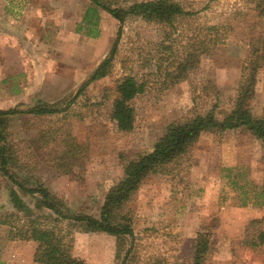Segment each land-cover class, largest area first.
<instances>
[{"label": "rangeland", "instance_id": "1", "mask_svg": "<svg viewBox=\"0 0 264 264\" xmlns=\"http://www.w3.org/2000/svg\"><path fill=\"white\" fill-rule=\"evenodd\" d=\"M113 1L114 5L127 7L146 0ZM178 1L195 15L179 19L178 31L174 32L177 41L168 61L176 82L161 88L163 74L155 73L165 27L139 15L128 16L122 24L110 72L91 82L64 115L72 134L82 143L77 156L66 158L69 171L50 165L52 152L54 155L60 150L59 146L37 147L32 143L56 117H10L9 139L20 163L26 165L20 175L31 182L40 181L55 192L69 211L98 216L104 195L122 176L123 166L152 150L169 122L203 112L214 103L217 111L231 108L241 67L250 51L264 41V17L258 15L256 0ZM104 12L107 16L101 24L109 45L96 60L89 61L93 69L69 90V96L89 77L115 39L119 23ZM210 24L228 28L225 41L202 54L196 66L187 67L177 34L190 31L189 25L202 28ZM100 26L99 22L91 29L99 31ZM85 28L87 31L90 27ZM48 32L51 35L50 29ZM125 75L148 80L149 84L131 101L135 110L131 119H113V88ZM40 100L0 99V108H26ZM250 105L253 114L264 116V67L257 70ZM233 175L236 184L230 181ZM263 175L264 143L246 128L202 133L169 174L146 177L122 204L132 217L135 235L146 246L143 258L153 254L166 257L171 264L193 263L197 241L206 239L210 245L206 264H264V206L251 202L242 205L240 201L242 190L262 185ZM247 193L251 195V191ZM24 199L33 205L34 199ZM14 211L7 187L0 182V217ZM8 229L0 225V259L5 264H50L43 252H37V242L16 240L19 243L15 246L12 240H6ZM62 244L63 263L79 258L86 264H117L115 237L106 233L65 227Z\"/></svg>", "mask_w": 264, "mask_h": 264}, {"label": "trees", "instance_id": "2", "mask_svg": "<svg viewBox=\"0 0 264 264\" xmlns=\"http://www.w3.org/2000/svg\"><path fill=\"white\" fill-rule=\"evenodd\" d=\"M89 2L91 7L85 12L83 20L87 24L91 23L92 28L98 27L100 18L97 16L94 22L89 14L99 9L108 12L119 23L108 53L89 77L70 96L65 95L52 102L40 100L26 108H0V182L6 185L9 202L15 210L0 217V225L9 227L6 240L37 242V252H43L47 256L45 261L50 264H86L79 258H72L67 263L61 261L64 254L62 239L65 227L77 228L83 232H103L115 237L117 264H171L164 256L151 254L147 259L143 258L142 252L146 246L135 235L132 217L129 212L124 211L122 204L140 187L146 177L153 174H169L172 166L190 153L204 132L221 134L226 130L244 127L255 139L264 143V116L253 114L250 105L254 96L257 70L264 67V41L260 47L250 51L242 65L237 94L229 110L217 111L218 105L214 103L203 112L169 122L152 150L139 154L123 166L122 176L107 189L98 216L72 212L55 192L40 181L31 182L27 177L20 175V172L26 171V165L20 163L16 147L9 139L7 130L10 117L24 114L38 119L56 117L55 121L40 130L37 142L32 140V143L37 147L59 146L60 150H56L54 155L52 152L54 157L50 165H58L64 172L69 171L70 165L66 163V158L77 156L82 143L72 134L64 115L91 82L110 72L111 62L121 38L122 24L126 18L139 15L165 27L155 72L157 75L163 74L161 88H164L176 82V77L169 69L168 60L173 54L174 42L177 41L174 37V32L178 31L177 22L179 19L193 18L195 15V12L185 9L178 0L138 1L127 7L114 5L113 0ZM256 8L258 15L264 17V0H256ZM189 28L190 31L177 35L180 38L179 44L182 46L185 65L194 67L199 63L202 54L208 53L213 45L225 41L228 28L216 24L202 28L189 25ZM87 32L94 34L91 33L92 29ZM148 84V80H138L132 75L119 79L113 88L115 98L112 101V118L131 119L135 113L131 101L144 93ZM230 181L236 184L234 175ZM248 191H251V195H248ZM242 192V205H248L250 202L258 206L264 205V175L260 187ZM26 196L34 199L32 206L24 199ZM209 246L208 240L199 239L195 245L193 263L180 264H206ZM0 264L5 262L0 260Z\"/></svg>", "mask_w": 264, "mask_h": 264}, {"label": "crops", "instance_id": "3", "mask_svg": "<svg viewBox=\"0 0 264 264\" xmlns=\"http://www.w3.org/2000/svg\"><path fill=\"white\" fill-rule=\"evenodd\" d=\"M90 7L89 0H0V99L48 102L71 93L109 45L103 10L89 14L99 16V31L83 20Z\"/></svg>", "mask_w": 264, "mask_h": 264}]
</instances>
